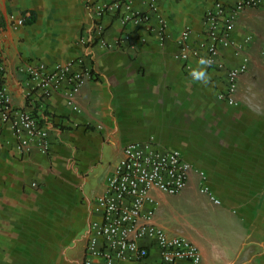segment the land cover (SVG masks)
Segmentation results:
<instances>
[{"label":"crops","instance_id":"obj_1","mask_svg":"<svg viewBox=\"0 0 264 264\" xmlns=\"http://www.w3.org/2000/svg\"><path fill=\"white\" fill-rule=\"evenodd\" d=\"M112 1L130 3L147 22L122 26L114 14L93 12ZM215 1L0 0L2 82L50 143L47 154L32 148L19 155L0 123V264H82L89 225L102 220L97 200L107 178L126 145L145 142L179 152L197 171L180 194L151 193L143 213L154 211L152 223L194 243L201 264H264V4L237 15L231 44L220 48L222 67L189 59L195 71L206 69L207 83L175 58L186 28L192 48L206 41L204 16ZM24 13L32 22L18 25ZM96 23L111 49L82 43ZM125 33L131 40L118 46ZM237 45L248 70L237 82V104L229 105L219 95L227 70L240 62ZM78 57L91 73L76 109L67 104L66 84L49 97L37 90L27 98L28 65L51 68ZM198 171L219 205L200 193ZM140 243L146 259L114 264H165L153 242Z\"/></svg>","mask_w":264,"mask_h":264},{"label":"built area","instance_id":"obj_2","mask_svg":"<svg viewBox=\"0 0 264 264\" xmlns=\"http://www.w3.org/2000/svg\"><path fill=\"white\" fill-rule=\"evenodd\" d=\"M263 4L264 0H216L204 16L206 41L197 48H192L189 40L191 31L186 28L178 39L179 51L175 58L184 64L192 78L195 70L188 64L191 57L198 61L207 58L210 61L207 64L209 67H222L219 62L220 48L231 44L230 32L235 26L237 15L246 9H258ZM93 12L97 16L114 14L122 26L129 22L138 25L148 20V16L135 13L130 3L126 2L112 1L103 8H95ZM16 21L18 25H23L24 17L20 16ZM130 40L131 35L125 33L118 39L117 45ZM82 43L86 46L94 43L105 50L111 49L103 38V30L98 23L94 25V33L82 40ZM202 50H205L204 55ZM236 54L240 62L227 70L226 90L219 95L220 100L229 105L237 104L234 98L237 82L248 70L249 58L239 45L236 46ZM261 54L264 59V47ZM2 72L0 63V123L6 125L15 137L19 155L28 154L32 148L47 154L50 148L48 131L30 113L16 108L7 85L2 82ZM25 73L31 84L27 98L33 99L32 95L37 90L41 91L44 98L49 97L53 90L66 84L67 104L76 109L75 97L90 76L91 67L86 64L85 58L78 57L68 62L56 63L51 68L43 63L30 64L25 68ZM195 171L175 150H160L153 142L126 145L122 159L107 178L104 194L97 200L102 220L89 225L82 264H93L94 259H101L102 264L144 260L148 257L149 250L147 246L141 245L142 240L154 243L165 264L180 261L201 264V253L194 243L184 237L169 236L155 226L152 223L153 210L143 213L145 205L152 200L153 191L170 196L180 194L186 189L190 176ZM198 177L202 182L200 193L207 196L213 204L219 205V200L205 184V174L198 171Z\"/></svg>","mask_w":264,"mask_h":264},{"label":"clouds","instance_id":"obj_3","mask_svg":"<svg viewBox=\"0 0 264 264\" xmlns=\"http://www.w3.org/2000/svg\"><path fill=\"white\" fill-rule=\"evenodd\" d=\"M199 63L201 65H207V64L210 63V61L207 58H201L200 61H199ZM193 75H194V78L195 79L201 80V81H203L205 83H207V81L209 79L208 73H207L206 69H204V68H201L200 70L195 71L193 73Z\"/></svg>","mask_w":264,"mask_h":264},{"label":"trees","instance_id":"obj_4","mask_svg":"<svg viewBox=\"0 0 264 264\" xmlns=\"http://www.w3.org/2000/svg\"><path fill=\"white\" fill-rule=\"evenodd\" d=\"M22 16L24 17V22H23L24 25L27 24V23H31L32 22L31 14H29L28 17H27V14L24 13V14H22Z\"/></svg>","mask_w":264,"mask_h":264}]
</instances>
